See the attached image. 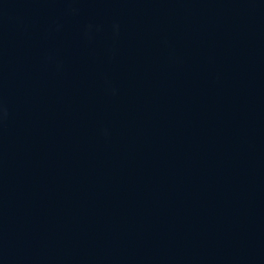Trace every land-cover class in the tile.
<instances>
[{"label":"water","instance_id":"95a60500","mask_svg":"<svg viewBox=\"0 0 264 264\" xmlns=\"http://www.w3.org/2000/svg\"><path fill=\"white\" fill-rule=\"evenodd\" d=\"M0 264H264V0H0Z\"/></svg>","mask_w":264,"mask_h":264}]
</instances>
